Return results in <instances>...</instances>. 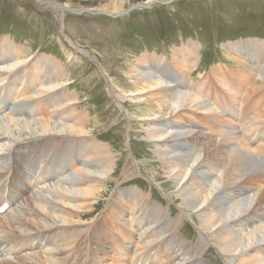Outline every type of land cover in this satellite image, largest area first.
Segmentation results:
<instances>
[{
  "label": "bare ground",
  "instance_id": "bare-ground-1",
  "mask_svg": "<svg viewBox=\"0 0 264 264\" xmlns=\"http://www.w3.org/2000/svg\"><path fill=\"white\" fill-rule=\"evenodd\" d=\"M120 6L114 7V10ZM198 43L189 40L180 47H174L171 54L174 65L168 56L157 52L150 53L147 50L142 52L137 58V63L128 62V65L121 67L131 81L125 88L122 87L115 92V96L121 101L125 100L124 94L132 100L142 99L140 97L147 94L142 100L148 103L139 105L137 112L134 113L141 116L142 124H158L161 118L176 117L181 109L189 110L191 116L196 114L203 124H209L208 117L214 121L210 125V131L215 137L220 138L218 141L211 135L192 132V127L184 133L175 132L166 138H162L165 131L157 129L155 132L154 127L147 130L149 138H155L160 144L166 145V149L160 150L163 154L173 153L172 142L179 140L187 142L186 139H194L198 145L197 150L202 154L201 159L200 156L194 159L186 154L181 158L169 156L162 161L165 172L171 173L173 179L182 182L180 189H184L183 196L181 195L183 200L189 204L195 203L199 216H203L200 218L202 233L194 244L185 245V240L178 235L180 231L176 230L178 228L176 224L163 218L160 210L155 208L156 215L151 216L148 210L154 209L155 206L147 201L146 196L145 199L133 196L129 202L127 201L128 205L116 204L107 209L108 214L116 213L115 216L117 209L118 212L125 210L130 215L121 216L120 224L110 222V228L117 229V233L108 232L105 239L95 232L98 229L96 223L93 225L88 223L87 226L77 223L84 220L90 213L89 209L93 208L90 200L94 195L100 194V182L104 181L100 177L106 176L113 168L111 160L105 154L104 144L90 139L88 118L71 113L77 108L79 97L76 92L75 94L68 92L67 85L71 82L66 74L61 70L55 74L59 66L58 61L43 53L28 59L27 50L23 46L7 35L0 36V115L4 109H11L10 105L18 95L27 94L25 97L30 98V101L8 112L23 116L24 119L14 118L12 115L0 116V150L4 151L6 147L13 145L10 149L12 153L5 152L4 155H0V168L4 169L3 173L0 172V200L4 198V202H0V264H98L95 261L98 257L95 255L97 250L92 246L95 242H98L100 249L102 248L100 250L102 255L110 253L113 257H119V260H114L112 264H199L200 249L203 242L209 238L220 248L219 251L223 252L224 256H229V253L240 255L237 264H264V224L258 225L252 231L246 228L243 231L239 227L238 230L241 232L237 234L230 228L231 224L245 225L247 217L264 216V189L257 197L254 204L256 206L250 210L246 209L247 206L241 209L239 200L228 210L229 207L226 209L223 206L224 201L218 199L224 190L232 189L231 186H239L246 178H249L248 181L255 178L256 185H264V119L260 117L264 116V108L255 107L257 102L264 105L262 77L264 71L262 74L263 68L252 69L253 66H249L250 64H248L250 68L238 65L233 69L221 65L214 67L208 77L194 81L191 71L198 65ZM230 46L232 47L231 49L228 47L230 53L242 57L240 59L234 57L239 64L241 61L247 62L246 60L250 62L253 58L264 64V40L241 39L230 42ZM61 68L60 66L59 69ZM105 72L110 76L107 71ZM209 77L216 80L215 87L209 82ZM238 80L245 82L242 84ZM110 82L112 87L113 85L118 87L114 80ZM33 83L40 88L33 90L31 88ZM239 85H243V89L237 91L236 87ZM220 89L227 93L231 91L232 99L224 98L221 101L217 94ZM242 92H246L244 103L248 102V97L251 99L254 95L256 97L252 99L254 104L251 106L243 104V108L242 100H238ZM33 93L35 97H32ZM212 94L214 97H209ZM49 103L59 107V116L65 113L72 116L66 123H56L51 119L52 112L42 107ZM249 110H252L253 114L248 115ZM32 114L37 115L39 120H32L30 118ZM75 116L80 118L79 122H71ZM29 139L33 140L34 149L15 151L16 146L20 149V146L28 145ZM50 153L52 155L47 159ZM70 154L72 155L69 158ZM17 155L30 156L33 160L27 167H21L14 159ZM8 159H12L11 163ZM190 161L195 163L192 169ZM82 165L95 170L98 176L85 173L84 169L78 178L71 174L80 172L79 168ZM66 168L71 171L69 174L63 173ZM202 168L213 173L221 170L222 174L218 176L215 174L213 180H210V177L207 180L208 174L205 173L207 171L198 172ZM19 169L25 171L22 176L17 175L20 173ZM55 174L62 177L57 182L60 186L54 182L55 189H49L53 183L48 184L47 177L52 175L50 180H57ZM68 176L71 177V180H68L70 187L63 188L62 183H67L65 177L68 179ZM14 178L22 180L26 187L17 192L11 191V179ZM41 183L49 189L48 194L53 197L52 201L49 200L51 197L34 190ZM55 199L61 201L66 208H62ZM250 201L253 202L254 199ZM68 205L75 210L71 208L69 210ZM12 206L14 215H11V210L1 215L5 209H11ZM256 208L258 212L255 213ZM103 217L105 218V215ZM262 217H259L258 221H263ZM6 219L10 229L6 227ZM134 227L137 230L144 227V230L133 234L136 231ZM91 229L97 235L91 236ZM164 232L167 234L162 236ZM125 242L132 245L124 246ZM39 248L46 249L40 252ZM103 248L107 251L105 252ZM12 257L17 262H13Z\"/></svg>",
  "mask_w": 264,
  "mask_h": 264
},
{
  "label": "rangeland",
  "instance_id": "rangeland-1",
  "mask_svg": "<svg viewBox=\"0 0 264 264\" xmlns=\"http://www.w3.org/2000/svg\"><path fill=\"white\" fill-rule=\"evenodd\" d=\"M150 1L156 0H0V36L7 35L17 44L23 46L27 50L28 59L43 53L47 57L55 58L58 61L59 66L58 69L56 68V73H54L57 74L61 70L66 74L71 82L67 85L68 92H71L70 94H75L76 92L79 97L77 108L71 113L80 114L83 116L82 118H88L90 122L88 127L90 139L99 144H104L105 154L111 160L113 168L106 176L100 177L101 180H104L100 182V194L94 195L90 200L93 208L89 209L90 213L84 220L77 221V223L85 226L88 223L91 225L96 223L98 229L95 232L98 233V236H102L105 239L108 232L114 231V233H117V229L113 230L110 228V222H113L112 224L116 222L120 224L121 220L119 218L121 216L126 217L129 214L125 210L118 212L117 207L114 208L117 209V216H115L116 213H114L115 215L108 214L107 209L116 204L128 205L130 198L133 196H140L144 199L146 196L147 201L152 202V206H155L154 209L148 210L151 216L156 215V209L160 210L163 218L170 220V223L176 224L178 227L176 230L180 231V233L177 231L178 235L183 241L185 240L184 244L192 245L203 231L202 226H200V218L203 216H199L195 203L194 205L191 203V205L183 200L184 189H180L182 182L173 179L171 173L165 172L162 161L169 156L181 158L186 154L190 158L194 157L195 159L200 156L201 159L202 154L197 150L198 145L194 139H186L187 142L174 141L175 143L172 142L174 148L171 145L173 153L163 154L160 150L166 149V145L160 144L155 138H149L147 130L154 127L155 132L158 130L165 131L162 138H166L175 132L184 133L192 127V132L198 131L211 135L218 141L220 138L218 136L215 137L210 131V125L214 121L208 117L207 119L210 120L209 124H203V121L199 120L196 114L191 116L189 110L181 109L176 117L167 118L169 120L161 118L158 124H142L140 121L141 116H136L134 113L137 112L139 105L143 106V104L148 103V101L142 100L147 94H143L140 97L142 99L134 100L124 94L125 100L122 101L115 96L116 91L118 92L122 87L125 88L131 81L129 75L121 67L128 65V62L137 63L138 56L146 50L150 53L157 52L168 56L169 61L174 65L171 56L174 47H180L186 41L195 40L199 42V57L198 65L191 71L194 81L199 80L201 77H208L214 67L221 65L232 69L238 65L248 68L253 66L252 69L263 68V74V63H259L258 60L253 58L250 60L252 63L246 60L247 62L241 61L239 64L234 57L237 56V59L242 57L236 54L233 55L229 50L232 48L230 42L241 39L264 40V0H165V3H153L148 7H134ZM119 5L121 6L114 10V7ZM59 6H62V8ZM91 11L97 12L93 13ZM254 56L256 57L257 55ZM244 57H246L245 54ZM248 64L250 65L248 66ZM60 66L62 67L61 69H59ZM105 71L110 76H107ZM262 77H264V74ZM208 79L215 87L217 84L216 80L212 77ZM111 80L117 82L116 85L118 87L115 85H113L115 88L112 87ZM238 82L244 84L245 80H238ZM248 86H250V83H248ZM38 87L34 83L31 84L33 90L38 89ZM236 88L237 91L242 90L243 85H239ZM218 92L217 94L221 101L224 98L232 99L231 91L227 93L220 89ZM244 94L246 92H242L241 96L238 95V100H242L241 105L243 108V104L245 106L254 104L252 99L256 97L254 95L251 99L248 97V102L244 103ZM26 95H18L12 103L10 102L11 109H4L1 115H4L3 117L12 115L14 118L24 119L25 117L23 116L8 114V112L12 108H18L25 102L30 101V98L25 97ZM35 96L33 93L32 97ZM209 97H214V94ZM5 101L7 102L8 100L5 99ZM257 103L255 107L264 108L262 102ZM42 107L52 112L51 119L56 121V123H66L72 116L69 113L59 116V107L51 103ZM249 112L247 113L248 115L253 114L252 110H249ZM262 116L260 117L264 119V116ZM30 118L34 121L39 120L37 115L34 114ZM79 119V117L75 116L71 122H79ZM218 120L223 119L218 118ZM83 137L86 136L83 135ZM83 137L81 136V138ZM29 140L30 143L28 145L20 146L21 150L18 146H14L15 151L21 152L34 149L33 140ZM12 148L13 145L6 147L4 151L0 150V155L5 152L12 153L10 150ZM51 155V153L48 154L47 159ZM5 159L6 157L3 160ZM14 159L21 167H27L33 157H19L17 155L14 156ZM11 160L8 159V162L11 163ZM24 160L27 165L23 163ZM191 162L190 168L192 169L195 163ZM15 164L18 165L17 163ZM65 166H67V163H65ZM206 168H202L198 172L207 171L205 172L208 174L206 176L207 180L210 178V180H213L215 174L216 176L222 174L221 170L213 173ZM33 169L35 168L33 167ZM65 170L63 173L69 174L71 172L67 168ZM79 170V174L77 172H72L71 174L76 178L82 175L83 172L97 175L95 170H91L84 165L80 166ZM113 171L115 172L113 173ZM0 172L3 173L4 169L0 168ZM19 172L17 175L22 176L25 171L19 169ZM54 176L57 180H50L52 175L47 177V183H53L48 188L53 190L56 187L54 182L57 183L58 179L62 178L60 174H55ZM253 179V181H248L249 178H246L239 186H231L232 189L224 190L223 194L218 198L222 200H220L221 202L224 201L223 203L225 204L223 206L226 209L229 207L228 210H230L239 200L238 204L241 209L246 206L248 210L255 207L256 205L254 204L258 195L264 189V185H256L255 178ZM11 180V191L17 192L26 187L22 180L15 178ZM65 180L67 183H62L63 188L70 187L68 180H71V177L68 176V179L65 177ZM6 182L8 183V181ZM57 185L60 186L59 183ZM46 187L44 183H41L34 190H38L44 195L46 194L49 198L51 197L49 200L52 201L53 197L48 194L49 189H46ZM58 190L61 191L60 187H58ZM6 193L7 190L5 191V196ZM250 199H254V201L252 202ZM3 200L4 198L0 202ZM56 202L60 203L59 205L62 208H66L61 201L56 200ZM68 206L69 210H75L71 205ZM249 206L252 207L250 208ZM13 207L5 209L1 215L9 212V210L12 212L14 210ZM254 210L255 213L258 212L257 208ZM14 214L12 212L11 215ZM106 214H108L107 217ZM259 217L261 218L262 216L247 217L245 225L237 226V224H231L230 228L234 234L241 232L238 230L239 227L243 231H245L244 228L252 231L258 225L264 224V220L258 221ZM7 221L8 219H6V227L10 229V224ZM105 221L108 222L105 223ZM155 222L157 223V220ZM163 226L166 227L165 224ZM134 228L136 231L133 234L144 230V227L140 230H137L136 227ZM90 232H92L91 236L97 235L92 229ZM99 232H101V235H99ZM162 234V236H165L167 232ZM39 238L41 237L39 236ZM51 243L52 240L49 244L51 245ZM131 245L125 242L124 246L130 247ZM202 245L199 264H237L240 259L238 254L231 255L229 253V256H224L223 252L219 251L220 248L210 238L205 240ZM92 246L97 250L95 255L98 257L95 258V261L98 264H106L108 262L112 264L114 260H119V257H113L110 253L104 254L105 256L102 255L100 253L102 248L100 249L98 242L92 243ZM39 249L41 250L38 251L41 252L46 248ZM104 251L106 252L107 249H104ZM12 259L14 258L12 257ZM12 261L17 262L16 259Z\"/></svg>",
  "mask_w": 264,
  "mask_h": 264
},
{
  "label": "water",
  "instance_id": "water-1",
  "mask_svg": "<svg viewBox=\"0 0 264 264\" xmlns=\"http://www.w3.org/2000/svg\"><path fill=\"white\" fill-rule=\"evenodd\" d=\"M160 4V3H165V0H160V1H158V0H156V1H153V2H147V3H143V4H139V5H137V6H134V7H148V6H150V5H152V4ZM58 7V6H57ZM60 8H62V6H59ZM65 9H68L67 7H64ZM91 12H93V13H96L97 11H91Z\"/></svg>",
  "mask_w": 264,
  "mask_h": 264
}]
</instances>
